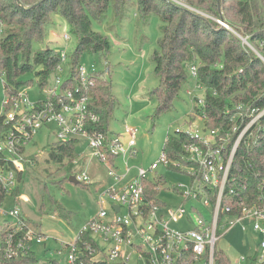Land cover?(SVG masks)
I'll list each match as a JSON object with an SVG mask.
<instances>
[{
  "label": "built area",
  "instance_id": "obj_1",
  "mask_svg": "<svg viewBox=\"0 0 264 264\" xmlns=\"http://www.w3.org/2000/svg\"><path fill=\"white\" fill-rule=\"evenodd\" d=\"M63 38L70 40L67 34ZM69 61V54L60 51L59 63L52 75L55 82L43 87L38 100L31 99L28 91L31 86L15 94L5 89L0 113V182L7 189L13 191L19 185V175L25 171V164L32 162L26 155L27 147L42 128H49L52 124L56 127L54 134L58 141L85 142L91 157L108 167L112 182L98 196V212L83 223L71 241H62V247L67 249V264L92 261L217 264L215 253L219 241L239 224L244 230L250 227L257 235L254 255L242 256L240 260L264 264V176L251 164H246L248 160L245 161L248 166L245 171L236 163L242 145L250 148L262 144L264 136H260L264 135V124H260V120L264 110L236 107L242 123H237L235 115L231 116L232 125L228 130L205 126L202 129L192 121L188 130L176 131L188 138L182 144L181 159L170 158L162 152L160 159L148 168L130 166L129 158L137 154L138 130L125 126L128 135L125 145L121 135L107 134L98 128L101 116L91 103L97 77L110 74V63L105 61L102 69H97L94 64L87 69L80 64L73 70ZM187 68L195 82L194 89L204 91V97L193 98L195 108L202 107L206 87L198 78L199 65L189 63ZM188 94L193 97V91L188 90ZM191 116L205 118L195 109ZM246 118L248 121L244 123ZM261 129L262 133H259ZM120 160L125 161L124 170L118 166ZM161 164L190 176L186 191H181L183 185L166 187L169 184L164 176L156 174ZM75 178L91 184L87 172ZM146 179L158 181V203L146 197ZM253 188L256 192L252 195ZM163 190L175 191L185 200L202 198L207 214L194 205L190 209L184 205L169 208L160 197ZM6 213L20 215L16 209ZM181 221L194 225L186 229L172 226ZM18 223L17 229L10 231L0 245L10 258L24 254L32 246L33 232L26 229L25 221ZM24 229L25 234L17 237V233ZM223 229L225 232L220 233ZM101 245H108V249L104 250Z\"/></svg>",
  "mask_w": 264,
  "mask_h": 264
},
{
  "label": "trees",
  "instance_id": "obj_2",
  "mask_svg": "<svg viewBox=\"0 0 264 264\" xmlns=\"http://www.w3.org/2000/svg\"><path fill=\"white\" fill-rule=\"evenodd\" d=\"M129 1L0 0V20L6 26L0 33V73L5 76L7 92L15 94L33 83L23 80L31 73L42 87L49 85L60 59L59 49L46 43L48 30L55 24L56 15L69 23L77 39V45L69 55L73 70L79 67L85 53L107 58L111 42L107 35L94 30L93 21L102 22L111 5L118 16L123 17ZM136 4L144 17L154 13L161 21L158 47L151 56L159 85L149 93L157 103V115L171 110L175 100L180 97L181 89L188 80L189 63L199 65L198 78L206 87L205 105L195 108L196 113L205 117L202 119L205 127L228 130L232 125L230 117L234 115L237 123L241 124V118L236 114L238 106L264 110V0H189L193 9L180 4L178 0H136ZM238 34L246 37L251 45L244 43ZM109 75L97 77L91 101L101 116L98 128L107 134L113 133L109 123L116 101ZM247 121L246 118L244 123ZM260 124H264V115ZM186 140L188 138L181 132L169 134L163 153L170 158L181 159L182 144ZM77 143L78 140L55 142L51 146L49 160L58 163L68 160V164L74 165L79 155ZM236 158L243 171L248 169L246 164H251L264 176V139L259 146L247 148L242 145ZM28 164L30 162L25 166ZM22 174L19 175L20 180ZM157 187V180H145L146 197L158 203ZM20 191L21 185L11 191L0 182V207L8 196L20 194ZM253 192L255 194V188L250 193L253 195ZM18 225V222L8 225L2 231L0 245ZM24 234L25 229L20 230L17 237ZM215 256L217 264H232L229 255L220 247L216 248ZM37 262L39 258L32 246L24 254L11 258L0 249V264ZM46 264L64 263L51 259ZM88 264L111 263L92 261Z\"/></svg>",
  "mask_w": 264,
  "mask_h": 264
},
{
  "label": "rangeland",
  "instance_id": "obj_3",
  "mask_svg": "<svg viewBox=\"0 0 264 264\" xmlns=\"http://www.w3.org/2000/svg\"><path fill=\"white\" fill-rule=\"evenodd\" d=\"M178 2L193 9L189 0ZM136 5V0H130L121 18L111 5L102 22L93 21L94 30L109 37L111 51L107 58L85 53L80 61L81 66L87 69L93 64L97 69H102L105 61L110 63L109 79L116 97L109 123L110 131L121 135L126 145L128 135L125 133V126L136 128L137 154L129 158V165L148 168L160 159L169 134L177 130H188L192 121L200 128H204L201 118L191 116L196 105L193 98L204 97V91L194 89L195 82L187 72L188 80L181 89L180 97L175 100L173 108L156 114L157 103L150 98L149 93L159 85V80L153 72L151 56L158 47L161 21L154 13L144 17ZM54 21L55 24L48 30L46 43L53 44L59 51H65L70 55L77 45V39L69 23L62 16L56 15ZM217 21L223 22L220 19ZM5 27L4 24L0 27L2 33ZM65 34L69 35L70 40L63 38ZM238 35L242 38L240 34ZM243 42L251 45L246 37L243 38ZM61 77L64 78L65 75ZM54 79L53 76L50 78V86L54 84ZM23 80L33 82L26 85L31 86L28 88L31 99L41 98L43 87L35 75L28 74ZM188 90L193 91V97L188 94ZM4 98L5 76L0 73V113ZM55 130L53 124L49 128L44 127L32 140L27 147L26 155L34 159L27 167L25 166L19 183L20 194L8 196L0 207V234L8 225L19 221H25L26 229L33 232L32 250L39 258L36 264H46L47 260L51 259L67 264V249L62 247V241H71L83 223L98 212V196L112 182L108 177V167L91 157V151L83 141L76 145L79 155L76 159L78 162L74 165L68 164V160L64 163L49 160L51 146L58 141L54 134ZM118 166L124 170L125 161L120 160ZM82 172L89 174L91 184L70 180ZM156 174L164 176L169 184L166 187L183 185L181 191L182 189L186 191L190 185L188 174L166 168L162 164ZM160 197L169 208L184 205L190 209L194 205L199 211L207 214L201 203L202 198L185 200L182 195L169 190H163ZM15 209L19 211V216L6 213ZM193 225V222L189 224L185 221L172 224L179 229L190 228ZM223 232L225 229L220 231ZM256 236L250 227L244 230L239 224L224 234L218 247L229 255L232 264H249L240 258L254 255ZM96 238L101 241L98 236ZM102 248L107 250L108 245Z\"/></svg>",
  "mask_w": 264,
  "mask_h": 264
},
{
  "label": "water",
  "instance_id": "obj_4",
  "mask_svg": "<svg viewBox=\"0 0 264 264\" xmlns=\"http://www.w3.org/2000/svg\"><path fill=\"white\" fill-rule=\"evenodd\" d=\"M257 53H258V52H257ZM258 54H259V53H258ZM259 55H260V54H259ZM70 180L73 181V182H78L77 179H76L75 177H72ZM117 209H118V207H117Z\"/></svg>",
  "mask_w": 264,
  "mask_h": 264
}]
</instances>
